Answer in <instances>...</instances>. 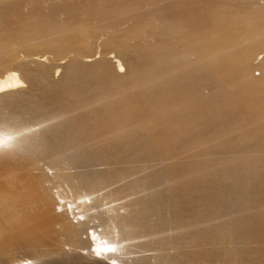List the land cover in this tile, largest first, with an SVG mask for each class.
<instances>
[{
	"label": "bare ground",
	"instance_id": "obj_1",
	"mask_svg": "<svg viewBox=\"0 0 264 264\" xmlns=\"http://www.w3.org/2000/svg\"><path fill=\"white\" fill-rule=\"evenodd\" d=\"M92 1L88 14L83 5ZM196 1L0 0L7 264H264V76L249 66L264 22L241 14L249 54L236 44L213 60V78L190 77L189 89L182 77L191 75L186 41L195 30L185 24ZM212 1L238 14L250 3ZM99 3L112 14H97ZM44 4L67 23L64 34L33 24ZM119 20L137 25L111 30ZM24 38L39 47H21Z\"/></svg>",
	"mask_w": 264,
	"mask_h": 264
},
{
	"label": "rangeland",
	"instance_id": "obj_2",
	"mask_svg": "<svg viewBox=\"0 0 264 264\" xmlns=\"http://www.w3.org/2000/svg\"><path fill=\"white\" fill-rule=\"evenodd\" d=\"M83 6L85 7L84 12L90 14L91 12L95 10L97 3L95 1H92L89 3H84ZM98 6H99V10L96 11L97 14H101L105 16L108 14L109 15L112 14V8L110 6L108 7V9L106 8L105 5H102L100 3L98 4ZM51 7L52 6L50 5L44 4L42 7L35 9L32 12V18H33L32 22L37 28L39 27V23H40L43 31L46 34H50L52 32V30L48 27V24H47L48 22L54 25V28L56 31H58L60 34H64L67 28V23L59 21L53 15L50 18L49 10ZM43 11L45 13H43ZM193 11H194V14L192 16L190 17L186 16L187 22L185 24V27L195 30V32L190 36L194 38L195 40L190 41L188 39L186 41V48L188 52H186L185 55L192 57L191 75L188 74L182 77L189 85V89H191V84H192L190 82V77L194 78L195 80L196 78L201 79L204 76H209L213 78L216 72V65L213 62V60H216L218 62L221 58L230 54L232 52V48H234L236 44H241L240 45L241 52L249 54V50L253 48V45L249 41L242 42L244 35L247 33V29L245 27V24L240 21V16L241 14L246 12V23H251L254 20H260L264 22V0H250L248 8L243 9L240 14L233 13L231 10H228V11L223 10L220 5H218L212 0H197ZM28 15H29V11H26L23 17L25 21H23L22 23V26L25 29L28 28V25H29ZM111 20L113 22V19ZM119 21L122 24L119 26H114L111 30H120V29H125L127 26L133 27L137 25L136 22H129V24H127L123 22L122 20H119ZM98 26H101V25H98ZM94 27H97V26H92V27H89L88 29L91 30ZM0 28H1V32H3L4 31L3 27L0 26ZM108 30L109 29H104L97 33L96 38L99 43H102L101 40L102 38L105 37L102 35L105 34ZM201 33H205V36H204L205 41L203 42L202 45L200 42V38H202L200 37ZM86 36L88 37V40L92 39L90 34H87ZM216 37L222 38V42L220 43L216 42L215 41ZM19 44L21 47H27L30 45L39 47V42L38 40H35V39H25L24 38L19 41ZM259 46L261 47V49L258 51V53L255 56L251 57V55H249V58H250L249 66L253 68V73L256 75L257 79H261L264 76V44L259 42ZM201 56H204V59L198 60ZM219 56L220 58L218 59ZM45 62L49 63L48 60H45ZM62 62H61L62 64L66 65L68 62L67 58L63 60ZM193 67H196L200 72H195L193 70ZM53 71L55 74H57V71L55 70ZM208 71H210L211 73L209 74ZM230 76L231 77L236 76L234 70H230ZM62 79L67 80L66 78H62ZM237 84H238V88L240 91L245 92L246 90L251 89V84H248L246 82H238ZM207 92L208 91L205 90V93ZM9 150H10L9 145L0 147V156L3 154L4 151H7L5 154H8L10 152ZM42 169L44 171H49L47 165H42ZM49 175H50V178L53 177L51 172L49 173ZM65 180L66 179L64 178V180L61 182H64ZM50 183L51 181L49 182V184ZM52 186H55V184H53ZM61 187L64 188L66 193H68L69 195H71V192L74 189L73 187H68V188H66V186H61ZM53 191H56V188H54ZM60 202L61 201L59 200V203ZM106 202L111 203V199H106ZM56 209L58 211H62L61 206L59 205L56 206ZM83 237L85 239L86 235H84ZM68 248L69 247L67 246L66 251L70 254L72 252H75L77 259H78L79 257H78L77 252L79 251H71ZM133 249L135 250L136 248L133 247ZM92 250H94V247ZM138 250L139 249H136V252ZM140 251L145 254H149L150 252V251L149 252L146 251L145 249L144 250L140 249L137 253L140 254L141 253ZM82 253L86 254L87 249L81 250V254ZM130 255H132V253H130L127 256L129 257L128 259H130ZM135 256H137V254ZM132 258H134V255L132 256ZM147 258L149 259V257ZM128 259L127 261H129ZM142 259H145V258H142ZM154 260H155L154 257L150 258V261L154 262ZM6 262L7 261H5V259H3L2 256H0V264H7Z\"/></svg>",
	"mask_w": 264,
	"mask_h": 264
},
{
	"label": "snow or ice",
	"instance_id": "obj_3",
	"mask_svg": "<svg viewBox=\"0 0 264 264\" xmlns=\"http://www.w3.org/2000/svg\"><path fill=\"white\" fill-rule=\"evenodd\" d=\"M112 251H114V249Z\"/></svg>",
	"mask_w": 264,
	"mask_h": 264
}]
</instances>
